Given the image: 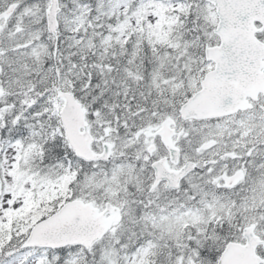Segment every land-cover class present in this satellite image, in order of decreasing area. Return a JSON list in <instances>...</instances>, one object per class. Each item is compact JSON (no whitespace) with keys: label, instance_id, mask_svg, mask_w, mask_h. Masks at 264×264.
<instances>
[{"label":"snow or ice","instance_id":"obj_1","mask_svg":"<svg viewBox=\"0 0 264 264\" xmlns=\"http://www.w3.org/2000/svg\"><path fill=\"white\" fill-rule=\"evenodd\" d=\"M0 264H264V0H0Z\"/></svg>","mask_w":264,"mask_h":264}]
</instances>
